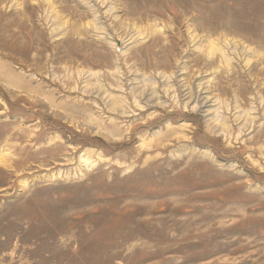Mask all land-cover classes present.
Returning a JSON list of instances; mask_svg holds the SVG:
<instances>
[{
	"label": "rangeland",
	"instance_id": "1",
	"mask_svg": "<svg viewBox=\"0 0 264 264\" xmlns=\"http://www.w3.org/2000/svg\"><path fill=\"white\" fill-rule=\"evenodd\" d=\"M0 157V264H264V0H0Z\"/></svg>",
	"mask_w": 264,
	"mask_h": 264
},
{
	"label": "bare ground",
	"instance_id": "2",
	"mask_svg": "<svg viewBox=\"0 0 264 264\" xmlns=\"http://www.w3.org/2000/svg\"><path fill=\"white\" fill-rule=\"evenodd\" d=\"M9 79H12L11 77H8ZM0 162L5 164L4 158L0 157Z\"/></svg>",
	"mask_w": 264,
	"mask_h": 264
}]
</instances>
